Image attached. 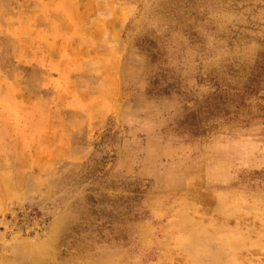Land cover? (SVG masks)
I'll return each instance as SVG.
<instances>
[{
  "label": "rangeland",
  "instance_id": "374dc122",
  "mask_svg": "<svg viewBox=\"0 0 264 264\" xmlns=\"http://www.w3.org/2000/svg\"><path fill=\"white\" fill-rule=\"evenodd\" d=\"M0 264H264V0H0Z\"/></svg>",
  "mask_w": 264,
  "mask_h": 264
}]
</instances>
